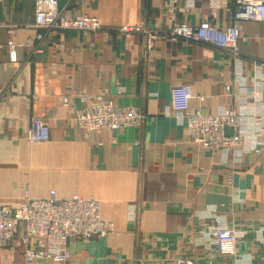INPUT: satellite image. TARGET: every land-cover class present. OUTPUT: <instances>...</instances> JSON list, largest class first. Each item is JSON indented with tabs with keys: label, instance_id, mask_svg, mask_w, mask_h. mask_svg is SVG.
<instances>
[{
	"label": "crops",
	"instance_id": "0c3cea01",
	"mask_svg": "<svg viewBox=\"0 0 264 264\" xmlns=\"http://www.w3.org/2000/svg\"><path fill=\"white\" fill-rule=\"evenodd\" d=\"M36 1L0 0V206L18 208L52 192L99 200L114 231L70 241L72 257L60 264H264V23L241 24L233 55L166 32L204 21L228 28L234 0H178L186 10L174 18L167 0L59 6L69 17L98 18L96 33L36 28ZM140 24L159 31L158 39L119 31ZM180 85L192 87V109L238 111L236 153L190 140L186 119L171 109ZM105 94L144 114L142 125L81 129L75 116L87 103L82 98ZM34 118L48 123L49 141L29 140ZM223 225L239 235L231 256L214 242ZM0 264H26L22 250L6 248Z\"/></svg>",
	"mask_w": 264,
	"mask_h": 264
},
{
	"label": "built area",
	"instance_id": "2783aa9c",
	"mask_svg": "<svg viewBox=\"0 0 264 264\" xmlns=\"http://www.w3.org/2000/svg\"><path fill=\"white\" fill-rule=\"evenodd\" d=\"M165 7L174 18L176 12L186 8L178 6V0H167ZM230 10L234 15V24L221 29L207 21L198 26L176 24L166 32L173 40L190 43L208 44L233 55L238 54V41L241 24L246 21L264 23V0H234ZM35 27L56 31L79 30L96 33L102 30L98 18L86 14L67 16L59 9L58 0H37ZM125 36L143 35L150 42L158 39L159 31L144 24L125 26L119 30ZM33 37L30 42L39 40ZM11 46L12 43H10ZM74 94V93H73ZM72 94V95H73ZM3 92L0 90V99ZM87 102L76 112L75 119L81 129L86 131L121 130L142 125L145 115L132 107H120L108 95L83 97ZM194 99L190 85L176 86L171 91V109L186 119L190 140L209 149L222 150L227 155L236 153L242 145L236 130L241 127V119L234 108L224 109L217 114H207L201 109H192ZM70 96L61 98V104L68 106ZM228 129L233 134L227 133ZM33 143L47 142L51 138L48 123L42 118H34L28 131ZM114 231V224L102 219L101 202L93 197L73 196L61 199L56 192L48 198H29L18 208L0 206V256L13 245L22 250L26 264L47 260L53 263H65L72 257L70 241H83L103 238ZM239 235L226 225L216 228L214 242L223 256L235 254ZM177 264H192L179 259Z\"/></svg>",
	"mask_w": 264,
	"mask_h": 264
},
{
	"label": "water",
	"instance_id": "95a60500",
	"mask_svg": "<svg viewBox=\"0 0 264 264\" xmlns=\"http://www.w3.org/2000/svg\"><path fill=\"white\" fill-rule=\"evenodd\" d=\"M65 1H66V0H58V6H61L62 4H64ZM227 133H228L229 135H232V134H233V130H232V129H228V130H227Z\"/></svg>",
	"mask_w": 264,
	"mask_h": 264
}]
</instances>
